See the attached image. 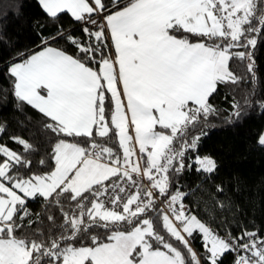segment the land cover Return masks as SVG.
Instances as JSON below:
<instances>
[{
	"label": "snow or ice",
	"instance_id": "1",
	"mask_svg": "<svg viewBox=\"0 0 264 264\" xmlns=\"http://www.w3.org/2000/svg\"><path fill=\"white\" fill-rule=\"evenodd\" d=\"M109 2L116 10L109 11L105 0H39L50 17L70 13L87 40L60 32L79 56L45 40L40 50L8 68L17 101L46 118L41 132L55 140L54 167L24 176L21 170L30 171L32 161L0 145V264H187L172 241L183 245L193 264H201L188 239L195 232L202 235L205 264H223L229 252L235 254L233 264H264V237L258 231L222 237L187 209V193L170 194V175L193 164L207 174L217 168L210 156L197 154L187 165L185 157L204 134H192L201 118L206 122L216 111L209 98L218 84L243 79L230 70V61H247L255 79L249 49L258 43L256 34L264 36V0ZM109 36L114 57L103 54ZM233 108L238 118L239 105ZM97 136H115L122 156L96 143ZM67 137L91 143L85 147ZM11 139L25 152L35 151L24 138ZM258 143L264 145V134ZM134 175L147 177L149 186L142 188ZM154 192L165 197L167 212L157 209ZM37 197L57 206L63 223L48 215L53 227L46 236L40 229L34 232L39 239L18 236L25 218L34 223L27 201ZM158 221L172 240L157 230ZM99 228L106 230L107 242L89 235Z\"/></svg>",
	"mask_w": 264,
	"mask_h": 264
},
{
	"label": "trees",
	"instance_id": "2",
	"mask_svg": "<svg viewBox=\"0 0 264 264\" xmlns=\"http://www.w3.org/2000/svg\"><path fill=\"white\" fill-rule=\"evenodd\" d=\"M126 2L127 0H120V5L123 6ZM105 3L109 5V10H114L109 0H105ZM79 23L67 12L59 13L55 18L48 16L39 0H0V125L5 127V131L0 133V145H7L32 161L30 171L21 170L24 176L48 172L54 167L50 155L55 140L50 132L47 136L41 132L42 122L46 118L33 107L17 101L13 92L14 78L8 73V68L41 49L44 46L42 41L45 40L49 46L79 56L76 47L66 37L59 35L64 32L86 41L83 26ZM256 35L258 43L254 49H249L253 52L255 61V79L247 71V61H230V70L243 79L238 84H218L217 90L209 98V103L216 111L209 114L206 122L201 118V124L192 133L204 134L201 135L196 151L186 154L185 164L190 162V157L194 158L197 154L201 157L210 156L217 163L215 172H197L196 165L193 164L191 169L186 167L178 176L170 175V194L177 189L187 193L184 202L192 214L212 229L222 234L230 232L232 236H237L245 229L258 231L259 235L264 236V146L258 143L264 129V107H261L264 104V36ZM106 44L103 54L108 56L112 51L109 38ZM21 53L24 54L23 57ZM99 58L100 54H97V59ZM89 66L98 67L95 63ZM234 103L239 105L241 114L238 118L233 115L237 110L233 108ZM110 110L111 105L106 102V113L109 114L106 118L109 119ZM13 136L24 138L33 145L35 151L25 152L21 145L11 139ZM66 139L85 147L91 143L90 140L88 144L85 143L88 138ZM95 141L112 148L113 152L122 156V149L119 148L115 136L110 139L97 136ZM41 159L46 161L45 165L39 164ZM160 198L165 199L163 196ZM64 207L68 210L69 205L65 203ZM156 207L162 211L157 202ZM27 208L34 223L29 225V218H25L23 227L17 231L18 236L39 239L38 235H34L37 229L46 236L47 230L53 227L47 219L48 215L54 217L57 225L63 223L59 208L49 205L43 198L29 199ZM157 214L154 213L153 217ZM125 227L121 226L120 230H125ZM156 227L166 239L172 240L163 230L162 222L158 221ZM106 234L103 228L89 232V235H98L103 242H107ZM188 239L191 248L201 259V264H205L202 235L195 232ZM172 242L185 255L187 264H193L183 245ZM84 243L90 241L85 240ZM232 258L231 253H226L223 264H231Z\"/></svg>",
	"mask_w": 264,
	"mask_h": 264
},
{
	"label": "built area",
	"instance_id": "3",
	"mask_svg": "<svg viewBox=\"0 0 264 264\" xmlns=\"http://www.w3.org/2000/svg\"><path fill=\"white\" fill-rule=\"evenodd\" d=\"M79 25L82 26L81 23H79ZM89 27H91V26H89ZM111 56H113L112 51H111ZM135 147H136V150H137V157H136V158H139V157L141 156V154H140L139 151H138V145H136ZM145 155H146V154H145ZM140 163H141V166L143 167V166H144V160H143V159H140ZM134 179H136V180L141 184L142 188H144V187H148V186H149V181H148L147 177H141V176H135V175H134ZM122 183H123V182H122ZM133 190H134V189H129V191H133ZM154 196H155V198H156V202H157V204H158V207H159L163 212H167V211H168V207H167V203H166L165 199H161L160 196H159V193H158V192H154ZM183 203L186 205V207H187V209H188L187 204H186L184 201H183ZM174 223H175V221H174ZM213 230H214V229H213ZM214 231L218 232L219 235H221L222 237L225 236V234H222V233H220V232L217 231V230H214ZM259 236L264 237V236H262V235H259ZM229 253H231V254L233 255L232 262H231V264H233V259H234L235 254L232 253V252H229Z\"/></svg>",
	"mask_w": 264,
	"mask_h": 264
},
{
	"label": "crops",
	"instance_id": "4",
	"mask_svg": "<svg viewBox=\"0 0 264 264\" xmlns=\"http://www.w3.org/2000/svg\"><path fill=\"white\" fill-rule=\"evenodd\" d=\"M130 2V0H127V2L124 4V5H126L127 3H129ZM123 5V6H124ZM114 10H116V9H114ZM109 11H113V10H109ZM66 12V11H65ZM68 13V12H67ZM70 16H71V14L70 13H68ZM72 17V16H71ZM73 18V17H72ZM74 19V18H73ZM109 41H110V44H111V40H110V36H109ZM193 42H195V40H193ZM111 46V45H110ZM111 49H112V53H113V57H114V55H115V51H114V48L111 46ZM40 50V49H39ZM159 130V129H158Z\"/></svg>",
	"mask_w": 264,
	"mask_h": 264
},
{
	"label": "rangeland",
	"instance_id": "5",
	"mask_svg": "<svg viewBox=\"0 0 264 264\" xmlns=\"http://www.w3.org/2000/svg\"><path fill=\"white\" fill-rule=\"evenodd\" d=\"M17 63V62H16ZM261 134H264V129H263V131H262V133ZM260 134V135H261ZM262 146H264V145H262ZM176 224H177V226L179 227V224H178V222H175Z\"/></svg>",
	"mask_w": 264,
	"mask_h": 264
}]
</instances>
